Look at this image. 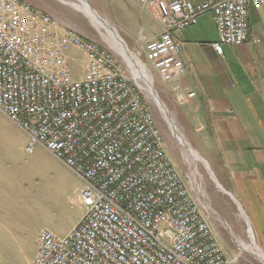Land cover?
Masks as SVG:
<instances>
[{
	"label": "built area",
	"instance_id": "built-area-1",
	"mask_svg": "<svg viewBox=\"0 0 264 264\" xmlns=\"http://www.w3.org/2000/svg\"><path fill=\"white\" fill-rule=\"evenodd\" d=\"M157 14L158 36L143 56L177 102L183 86L180 43L172 37L210 12L224 44L248 37L250 9L264 0H137ZM85 56L74 78L69 50ZM134 80V79H133ZM112 51L59 29L25 0H0V115L79 180V221L64 235L42 229L31 264H231L198 200L175 168L148 102Z\"/></svg>",
	"mask_w": 264,
	"mask_h": 264
},
{
	"label": "crops",
	"instance_id": "crops-1",
	"mask_svg": "<svg viewBox=\"0 0 264 264\" xmlns=\"http://www.w3.org/2000/svg\"><path fill=\"white\" fill-rule=\"evenodd\" d=\"M25 1L49 13L62 32L68 31L69 25L61 18L60 4L54 0ZM86 1L115 27L127 47L137 53L143 52L145 43L161 31L157 14L142 9L137 0ZM171 1L161 0L160 8ZM172 37L181 45L182 83L195 93L187 100V116L179 124L187 139L197 142V152L233 199L217 189L230 198L239 213V208L242 210L245 219L241 214L239 217L264 255V7L250 9L247 40L240 45L224 44L221 54L212 46L218 34L210 12L199 15L196 24L173 31ZM69 56L70 60L83 56L85 61L84 54L74 47L70 48ZM157 78L164 89L170 90L158 75ZM191 125L198 126V136L187 132ZM1 140L10 141L7 137ZM80 185L79 182L76 191ZM1 210L6 211L4 205ZM9 220L7 214L0 213V264H31L37 250L38 232L31 236L17 231L7 223ZM238 227L230 229V233L232 242L241 252L244 249L240 241H245L243 230ZM212 232L231 264H240V254L230 250L216 231ZM26 247L30 253L23 263L15 258L11 261L8 254L25 253Z\"/></svg>",
	"mask_w": 264,
	"mask_h": 264
},
{
	"label": "rangeland",
	"instance_id": "rangeland-1",
	"mask_svg": "<svg viewBox=\"0 0 264 264\" xmlns=\"http://www.w3.org/2000/svg\"><path fill=\"white\" fill-rule=\"evenodd\" d=\"M62 1L66 3L76 2V0ZM54 2L62 6L61 18L69 25L68 31L75 32L86 40L110 49L121 68L125 71L128 80L134 85L128 65L104 39L90 17L82 10L71 6L70 3V5H66L57 0H54ZM98 15L101 17L100 14ZM118 36L123 39L119 34ZM127 48L146 65L153 78L154 91L167 107L169 116L177 125L179 133L196 150L195 145L197 142L195 140L189 141L179 124L181 119L187 116V102H177L173 92L162 87L160 81H158L156 71L145 60L143 52L137 53L131 48ZM84 63L83 56L77 60H70L71 74L74 78L83 76ZM135 89L140 91L143 98L148 102L172 162L198 200L211 230L216 231L221 236L230 250L240 254L238 258L240 264H264L247 249L238 252L237 246L232 242L230 229H237L239 226L238 229L243 230L242 239L245 243L251 244L252 238L250 231L248 232V228L239 217L240 213L236 205L227 195L217 189L210 177L209 169L201 162H194L187 155H183L182 146L172 134L168 122H166L167 120L150 95L146 94L141 88L135 87ZM187 132H193L196 134L195 136H198V126H189ZM4 137L9 138L11 142L0 141V207L4 205L6 209V211L1 210L0 213L7 214L10 217L7 223L13 229L27 235L32 236L35 232L39 234L45 228L60 236L66 234L78 222L82 214V209L75 198L79 180L43 147L36 145L32 153H26L23 150L25 142H27L24 133L0 115V138ZM199 155L204 158L200 153ZM25 251L22 254L8 255L11 261L15 258L17 262L23 263L28 258L30 249L26 247ZM9 262L10 260H7V263Z\"/></svg>",
	"mask_w": 264,
	"mask_h": 264
},
{
	"label": "bare ground",
	"instance_id": "bare-ground-1",
	"mask_svg": "<svg viewBox=\"0 0 264 264\" xmlns=\"http://www.w3.org/2000/svg\"><path fill=\"white\" fill-rule=\"evenodd\" d=\"M68 3H70L75 8L80 9L85 13H88L86 3L84 0H76V2L72 1ZM89 17L94 23L95 27L101 32L104 39H106V41L111 45V47L115 49L117 53L122 57V59L126 62V64L130 69L133 79L138 83L140 88L145 91L146 94L150 95L154 103L158 106V108L164 115L165 119L167 120L166 122H168L172 134L179 142V144L182 146L183 155H187L194 162L195 161L201 162L208 169L206 161L198 154V152L195 149H193L188 144V142H186V140L184 139L185 137L181 133H179V129L177 125L175 124L174 120L169 116L167 107L163 104V102L159 99V97H157V94L152 86V81H153L152 75L149 73L148 69L146 68V65L135 54L131 53L128 50L125 42L118 36L115 27L111 26L106 20H104L101 17L98 18L93 15H90ZM209 173L211 175V172ZM239 210L242 218L245 219L242 210L240 208ZM252 241L251 242L253 246L251 244L240 241L241 248L245 250L247 249L249 252L254 254L264 263V255L260 252L258 246H256V244L254 243L253 238Z\"/></svg>",
	"mask_w": 264,
	"mask_h": 264
},
{
	"label": "water",
	"instance_id": "water-1",
	"mask_svg": "<svg viewBox=\"0 0 264 264\" xmlns=\"http://www.w3.org/2000/svg\"><path fill=\"white\" fill-rule=\"evenodd\" d=\"M85 1V3H86V7H87V12L88 13H86L87 15H93V16H96V17H100L91 7H90V5L88 4V2L86 1V0H84ZM157 97H158V95H157ZM207 166H208V164H207ZM208 169H209V166H208ZM210 170V169H209ZM211 172V171H210ZM210 177H211V179L213 180V182L215 183V185H216V187H218V188H220L224 193H227L229 196H230V194L228 193V192H226L221 186H220V184L216 181V179H215V177H214V175H213V173L211 172V175H210ZM231 197V196H230ZM232 198V197H231ZM233 199V198H232Z\"/></svg>",
	"mask_w": 264,
	"mask_h": 264
}]
</instances>
